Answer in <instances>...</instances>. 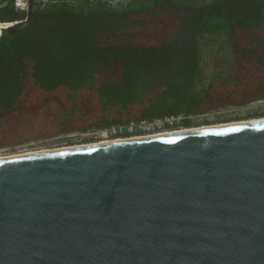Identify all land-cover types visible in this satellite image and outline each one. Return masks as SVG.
I'll return each mask as SVG.
<instances>
[{
	"label": "water",
	"instance_id": "obj_1",
	"mask_svg": "<svg viewBox=\"0 0 264 264\" xmlns=\"http://www.w3.org/2000/svg\"><path fill=\"white\" fill-rule=\"evenodd\" d=\"M0 264H264V118L0 158Z\"/></svg>",
	"mask_w": 264,
	"mask_h": 264
},
{
	"label": "trees",
	"instance_id": "obj_2",
	"mask_svg": "<svg viewBox=\"0 0 264 264\" xmlns=\"http://www.w3.org/2000/svg\"><path fill=\"white\" fill-rule=\"evenodd\" d=\"M0 0V149L264 99V0Z\"/></svg>",
	"mask_w": 264,
	"mask_h": 264
},
{
	"label": "rangeland",
	"instance_id": "obj_3",
	"mask_svg": "<svg viewBox=\"0 0 264 264\" xmlns=\"http://www.w3.org/2000/svg\"><path fill=\"white\" fill-rule=\"evenodd\" d=\"M264 118V99H258L249 102L245 105L228 106L219 110L207 113L205 115L193 116L191 118V127H185L180 124L175 129L160 128L149 130L145 132L134 131L133 134L126 137L134 136H149L155 133H167L172 132L171 130H182L188 128L205 127L212 125H219L237 121H248L253 119ZM101 130V129H100ZM99 130H88L86 132L73 131L66 134H61L48 139H39L24 144L14 146L13 148H1L0 157L20 155L24 153L52 150L58 148H66L70 146H78L85 144H92L94 142H103L106 138L101 137ZM125 138V136H122ZM119 139V138H118ZM110 141V140H109Z\"/></svg>",
	"mask_w": 264,
	"mask_h": 264
},
{
	"label": "built area",
	"instance_id": "obj_4",
	"mask_svg": "<svg viewBox=\"0 0 264 264\" xmlns=\"http://www.w3.org/2000/svg\"><path fill=\"white\" fill-rule=\"evenodd\" d=\"M111 1L113 3H117L120 0H111ZM14 5L16 9L23 11L28 7V0H14ZM13 22H0V34L3 32V30H6L9 26H12ZM183 119L184 117L182 116H170L162 119L142 120L139 122H130L125 125H113L101 129L97 132L100 133L101 137L106 138V140L104 141L114 140L118 138L124 139V137L122 136H125V138H129L126 136L133 134L134 131L136 130H138L139 132H145L149 130H154L156 128L160 129L165 127L169 129L171 128L175 129V127H179V125L182 124ZM171 131H176V130H171ZM155 134H159V133H155ZM155 134H151V135H155Z\"/></svg>",
	"mask_w": 264,
	"mask_h": 264
},
{
	"label": "bare ground",
	"instance_id": "obj_5",
	"mask_svg": "<svg viewBox=\"0 0 264 264\" xmlns=\"http://www.w3.org/2000/svg\"><path fill=\"white\" fill-rule=\"evenodd\" d=\"M238 122V121H237ZM174 132V131H173ZM167 133H171V132H167ZM139 137H146V136H134V137H132V138H139ZM126 138H119V139H114V140H110V141H115V142H117V141H122V140H125ZM105 142H108V141H103V142H96V143H101V144H103V143H105ZM86 145V144H85ZM88 145V144H87ZM90 145V144H89ZM84 146V145H83ZM71 147V146H70ZM67 148V147H66ZM58 149H65V148H58ZM52 150H57V149H52ZM51 150V151H52ZM44 151H50V150H44ZM37 152H40V151H37ZM32 153H36V152H30V153H24V154H32ZM24 154H20V155H24ZM14 156H19V155H14ZM14 156H6V157H14ZM5 157V158H6ZM0 158H4V157H0Z\"/></svg>",
	"mask_w": 264,
	"mask_h": 264
},
{
	"label": "flooded vegetation",
	"instance_id": "obj_6",
	"mask_svg": "<svg viewBox=\"0 0 264 264\" xmlns=\"http://www.w3.org/2000/svg\"><path fill=\"white\" fill-rule=\"evenodd\" d=\"M24 11L27 13V9H24ZM26 13L19 14L18 19L17 20H14V22L13 21H6V22H13V26L14 25H19L20 23H23L27 19Z\"/></svg>",
	"mask_w": 264,
	"mask_h": 264
}]
</instances>
